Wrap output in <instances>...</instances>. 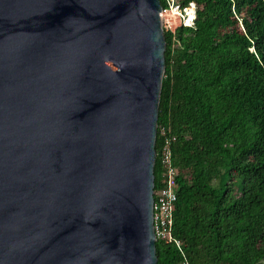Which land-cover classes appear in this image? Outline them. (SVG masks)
<instances>
[{
  "label": "water",
  "instance_id": "1",
  "mask_svg": "<svg viewBox=\"0 0 264 264\" xmlns=\"http://www.w3.org/2000/svg\"><path fill=\"white\" fill-rule=\"evenodd\" d=\"M160 0H0V264H158Z\"/></svg>",
  "mask_w": 264,
  "mask_h": 264
},
{
  "label": "trees",
  "instance_id": "2",
  "mask_svg": "<svg viewBox=\"0 0 264 264\" xmlns=\"http://www.w3.org/2000/svg\"><path fill=\"white\" fill-rule=\"evenodd\" d=\"M177 1L196 21L164 30L154 192L170 140L182 254L158 241V264H264V0Z\"/></svg>",
  "mask_w": 264,
  "mask_h": 264
},
{
  "label": "built area",
  "instance_id": "3",
  "mask_svg": "<svg viewBox=\"0 0 264 264\" xmlns=\"http://www.w3.org/2000/svg\"><path fill=\"white\" fill-rule=\"evenodd\" d=\"M165 7L159 14L165 31L174 33L177 28L192 27L196 21V4L190 1L182 4L177 0H163ZM162 134L165 131L162 130ZM161 167L163 171L162 187L154 192L153 230L158 241L173 245L181 254L182 248L178 239L173 236L174 205L177 200L175 184L176 170L172 164L170 140H165L161 150ZM183 264H188L184 262Z\"/></svg>",
  "mask_w": 264,
  "mask_h": 264
}]
</instances>
